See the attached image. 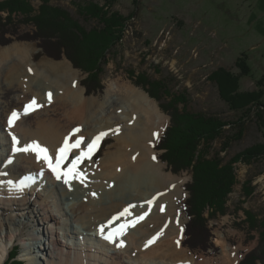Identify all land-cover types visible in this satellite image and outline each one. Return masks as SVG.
<instances>
[{"label": "bare ground", "instance_id": "obj_1", "mask_svg": "<svg viewBox=\"0 0 264 264\" xmlns=\"http://www.w3.org/2000/svg\"><path fill=\"white\" fill-rule=\"evenodd\" d=\"M35 53L32 44L0 47V124L5 125L0 128V214L6 206L12 225L9 231L0 228V264L17 242L25 264H238V251L220 233L217 258H197L184 246L186 218L177 209L186 179L156 159L155 147L169 121L157 102L121 79L106 82L102 98L87 97L70 61L45 58L37 64ZM56 66L68 76L56 75ZM52 89L56 96L48 99ZM33 98L39 106L25 114ZM13 111L19 118L10 128ZM101 132L107 134L91 158L78 165L79 174L61 179L34 152L14 151L12 141L13 135L18 146L38 141L55 159L66 137L69 143L83 137L62 163L67 172L69 161ZM15 163L19 171L12 167ZM25 177L30 179L22 189L7 184ZM72 224L76 226L70 230ZM101 226L105 235L115 234V243L102 238ZM121 241L124 246L117 247Z\"/></svg>", "mask_w": 264, "mask_h": 264}, {"label": "rangeland", "instance_id": "obj_2", "mask_svg": "<svg viewBox=\"0 0 264 264\" xmlns=\"http://www.w3.org/2000/svg\"><path fill=\"white\" fill-rule=\"evenodd\" d=\"M5 1L7 0H0V3ZM29 1L35 9H38L44 2V0ZM136 1L137 4L134 0H49L50 5L68 11L81 26L87 29L97 27L98 24L91 18L79 14L78 6L82 4H92L100 8L105 6L106 9H110V12H117L130 18L124 39L108 56L102 76L101 91L86 95L87 97L102 98L106 82L110 79L131 82L130 84L146 92L144 88L136 84V76L145 75L151 81H165L175 94H185L189 101L188 111L217 116L225 121L234 122L239 114L230 110L221 98L217 85L210 81L209 77L215 71L222 69L239 78V92H258L260 89L264 92V85L263 87L259 86V82H262L261 80L264 78V0ZM0 16L6 18L7 15L5 12H0ZM16 25L19 35L33 29L30 25L25 26L20 23ZM5 38L9 41L0 42L1 48L14 43L34 45L36 53L33 59L37 64L45 58L53 62L67 59L66 56H62L61 60L48 57L36 41L21 40L12 34H8ZM240 61L247 63L248 75H244L240 69L238 65ZM73 68L78 71L81 81L87 78V74L74 66ZM56 69V75L68 76L60 66H56ZM49 74H51L50 77L55 76L54 73ZM49 93L51 94L50 99L56 96L54 89ZM49 93L46 94L48 99ZM154 100L169 119L168 128L171 124V117L162 110V103ZM167 101L169 100L167 99ZM261 102L264 104V97ZM180 108L182 109L183 106ZM3 125L0 124V128ZM263 132L256 123H251L244 138L239 142H233L226 152H221V157L229 160L242 150L264 142ZM232 133L231 129H228L225 135ZM0 136H2L1 131ZM112 141L103 143L98 157H96L97 160L103 156ZM222 143L223 139L214 143L209 157L221 150ZM156 153V159L162 161L160 156L163 152L156 150ZM73 160L69 161L68 165H71ZM12 167L18 171L21 168L16 163ZM168 170L172 172L170 169ZM20 172L22 174L24 170ZM236 174L239 184L229 196L226 215L218 216L217 219L209 222V229L213 236L212 242L217 251H214L215 249L208 252L191 251L188 248L190 253H193L197 258H217L219 256L221 248L216 244L218 233L223 235L232 251H238V264L246 254L259 246L260 233L259 231L251 232L248 229V225L245 224L247 219L245 212L249 211L255 214L259 220L264 219V163L257 162L250 166L238 164L236 165ZM174 175L186 179L184 186L192 181L191 172ZM248 180H252V186L255 188L250 197H246L243 193V184ZM187 198L188 193L184 190L177 209L180 215L185 216L186 223L189 220L182 204ZM18 204L14 205L18 206ZM1 211L0 228L5 226L9 231L12 225L9 224L6 217L10 211H7L6 206L2 207ZM205 216L208 218V213ZM75 226L72 224L70 230H73ZM26 227L29 228L30 223ZM12 249L10 250L11 254L17 249L16 260L25 264L21 258L24 249L19 245V242Z\"/></svg>", "mask_w": 264, "mask_h": 264}, {"label": "trees", "instance_id": "obj_3", "mask_svg": "<svg viewBox=\"0 0 264 264\" xmlns=\"http://www.w3.org/2000/svg\"><path fill=\"white\" fill-rule=\"evenodd\" d=\"M134 2L137 4L136 0ZM109 10L105 6L79 5V14L98 24L87 29L68 11L50 5L49 0H44L38 9L29 0H7L0 3V12L7 15L6 18L0 16V42L9 41L5 36L12 34L21 40L38 42L52 59L61 60L66 56L75 68L88 75L82 80V85L87 95H91L101 91L108 56L124 39L130 21V18ZM17 23L30 25L33 29L19 35ZM238 65L244 75L249 74L245 61ZM136 77V84L144 88L151 98L161 102L162 110L171 117V124L156 147L163 152L160 159L174 174H192V181L184 186L188 198L182 205L189 220L185 226L184 246L191 251H217L209 222L227 213L229 196L239 184L236 165L264 163V142L242 150L229 160L221 157V152H226L233 142L241 141L251 123H256L264 131V104L261 102L264 92L260 89L258 92L241 93L238 77L222 69L215 71L209 77L210 81L217 85L230 110L239 114L237 120L231 122L188 111L187 96L173 93L165 81H151L145 75ZM261 81L259 86L263 87L264 78ZM167 99L169 101L166 102ZM228 129L233 133L225 135ZM220 139H223L221 150L209 157L214 143ZM254 191L252 180L244 182L246 197L252 196ZM245 214V224L251 232L259 231L260 239L259 246L246 254L239 264H264V219L259 220L249 211ZM16 257L17 250L5 264H22Z\"/></svg>", "mask_w": 264, "mask_h": 264}, {"label": "snow or ice", "instance_id": "obj_4", "mask_svg": "<svg viewBox=\"0 0 264 264\" xmlns=\"http://www.w3.org/2000/svg\"><path fill=\"white\" fill-rule=\"evenodd\" d=\"M51 98V94L49 93V99ZM35 98L31 101L30 104L26 105L24 108L25 114H27L30 110H33L35 107H38ZM19 118V113L16 111H13L11 115L8 118V126L11 128L14 121ZM75 132H79L80 129L77 128L74 130ZM107 133L101 132L99 133L95 138L92 139V141L87 145L86 151H81L80 155L76 156V158L72 161L71 167L68 169L67 172L62 171V163L65 161L74 148H79L81 143L83 142V137H80L75 141V143H69V138H65L63 145L57 149L55 153V159L48 153V149L46 147H43L39 144L38 141H32L29 144H25L23 146H18L20 144L18 138L13 135L12 141L14 145V151L16 152H34L36 154V158L38 160H43L48 167L51 169L53 173L56 174L57 179H61L62 176H68L70 174L75 175L78 173V165L83 162L86 158H91V155L93 154L94 150L97 148L98 141L105 136ZM155 159V157H153ZM11 163V161H9ZM3 175H7V173H3ZM30 179V177H25L23 180L19 181L18 183L12 180H8L7 184L11 187H19L23 188L25 186L26 181ZM65 183H68V180H64ZM163 210V209H161ZM128 209L124 210V213H126ZM124 213H121L123 215ZM140 219H143L141 216ZM124 232V229L122 228L118 234L122 235ZM100 234L103 239L108 240L110 243H115V234H108L105 235L104 227H100ZM155 239V238H154ZM153 241H149L148 243H152ZM177 244H179V241H177ZM117 247H123V241H121L119 244L116 245Z\"/></svg>", "mask_w": 264, "mask_h": 264}, {"label": "water", "instance_id": "obj_5", "mask_svg": "<svg viewBox=\"0 0 264 264\" xmlns=\"http://www.w3.org/2000/svg\"><path fill=\"white\" fill-rule=\"evenodd\" d=\"M8 259H9V256L7 257V260H8ZM7 260H6V261H7ZM6 261H5V262H6ZM5 262H4V264H5Z\"/></svg>", "mask_w": 264, "mask_h": 264}]
</instances>
